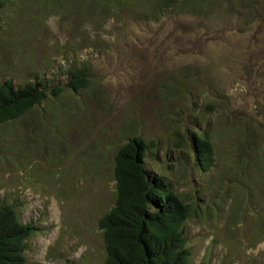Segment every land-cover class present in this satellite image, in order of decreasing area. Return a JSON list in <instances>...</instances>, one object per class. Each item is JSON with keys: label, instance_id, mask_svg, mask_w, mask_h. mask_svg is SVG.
<instances>
[{"label": "rangeland", "instance_id": "374dc122", "mask_svg": "<svg viewBox=\"0 0 264 264\" xmlns=\"http://www.w3.org/2000/svg\"><path fill=\"white\" fill-rule=\"evenodd\" d=\"M8 80L45 91L0 125V205L33 230L27 264H105L115 157L137 137L159 142L148 167L192 207V264H264V0H6ZM196 133L214 141L210 172Z\"/></svg>", "mask_w": 264, "mask_h": 264}, {"label": "trees", "instance_id": "16d2710c", "mask_svg": "<svg viewBox=\"0 0 264 264\" xmlns=\"http://www.w3.org/2000/svg\"><path fill=\"white\" fill-rule=\"evenodd\" d=\"M5 3L0 0V9ZM87 84L73 74L68 88L77 92ZM42 86L32 81L21 86L11 80L1 83L0 125L40 105L45 98ZM190 139L198 167L210 172L216 162L212 137L196 133ZM160 150L158 141L137 137L129 140L115 157L116 202L99 223L107 250L105 264H192L184 232L192 207L166 177L148 167L147 160L158 157ZM32 234L30 225L22 223L12 206L0 205V264H27L26 242Z\"/></svg>", "mask_w": 264, "mask_h": 264}]
</instances>
